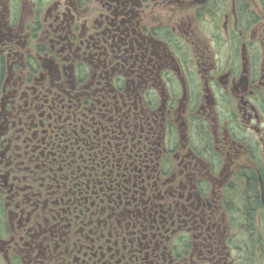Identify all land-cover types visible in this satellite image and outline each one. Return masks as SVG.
Returning a JSON list of instances; mask_svg holds the SVG:
<instances>
[{
    "label": "flooded vegetation",
    "instance_id": "flooded-vegetation-1",
    "mask_svg": "<svg viewBox=\"0 0 264 264\" xmlns=\"http://www.w3.org/2000/svg\"><path fill=\"white\" fill-rule=\"evenodd\" d=\"M0 264H264V0H0Z\"/></svg>",
    "mask_w": 264,
    "mask_h": 264
}]
</instances>
